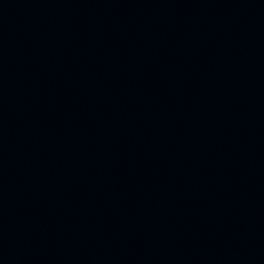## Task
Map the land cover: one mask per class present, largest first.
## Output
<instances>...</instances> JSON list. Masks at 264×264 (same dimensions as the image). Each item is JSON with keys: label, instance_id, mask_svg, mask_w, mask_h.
Returning <instances> with one entry per match:
<instances>
[{"label": "water", "instance_id": "obj_1", "mask_svg": "<svg viewBox=\"0 0 264 264\" xmlns=\"http://www.w3.org/2000/svg\"><path fill=\"white\" fill-rule=\"evenodd\" d=\"M0 264H264V0H0Z\"/></svg>", "mask_w": 264, "mask_h": 264}]
</instances>
